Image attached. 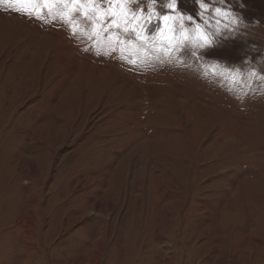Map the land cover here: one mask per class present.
I'll list each match as a JSON object with an SVG mask.
<instances>
[{
  "label": "rangeland",
  "instance_id": "obj_1",
  "mask_svg": "<svg viewBox=\"0 0 264 264\" xmlns=\"http://www.w3.org/2000/svg\"><path fill=\"white\" fill-rule=\"evenodd\" d=\"M166 3L0 5V264H264V0Z\"/></svg>",
  "mask_w": 264,
  "mask_h": 264
},
{
  "label": "snow or ice",
  "instance_id": "obj_2",
  "mask_svg": "<svg viewBox=\"0 0 264 264\" xmlns=\"http://www.w3.org/2000/svg\"><path fill=\"white\" fill-rule=\"evenodd\" d=\"M42 2L46 7H49V9L51 10L52 6L54 4H63L65 7H71L72 10H80L79 8H77L78 5H81V0H0V5L4 4V3H9V4H19L22 8H30L33 7L35 5H37L38 3ZM127 2V0H108V3L111 5L112 3H119V4H123ZM157 2V0H151V4H155ZM95 3L96 0H88V4L87 5H83L82 7L85 9V18L86 19H94V16H89L88 15V5H92V11L93 13H97L100 10L95 8ZM176 4H177V0H167V3L165 5V7H167L169 10H171L172 12H174L176 10ZM218 13L220 12V9L216 10ZM60 15H65V13L61 12ZM152 15H156L155 10L151 8V6H149V19H151ZM183 19L182 17H173L171 15L165 14L160 16V19L164 22L165 24V28L168 29L169 32H171V29L168 27L169 21L173 20V19ZM189 20H191V17L188 18ZM112 24H114L115 26L119 27V23H117V21L113 20ZM112 25H109V27H111ZM197 29H199V26L197 25ZM74 31H75V27H74ZM125 31H127V28H125ZM163 29L161 30V32L163 33ZM139 35V34H138ZM170 38V37H168Z\"/></svg>",
  "mask_w": 264,
  "mask_h": 264
},
{
  "label": "clouds",
  "instance_id": "obj_3",
  "mask_svg": "<svg viewBox=\"0 0 264 264\" xmlns=\"http://www.w3.org/2000/svg\"><path fill=\"white\" fill-rule=\"evenodd\" d=\"M238 2H241V0H238ZM259 20L257 19V20H254V24L256 25V26H259ZM247 25H245V27H246Z\"/></svg>",
  "mask_w": 264,
  "mask_h": 264
},
{
  "label": "crops",
  "instance_id": "obj_4",
  "mask_svg": "<svg viewBox=\"0 0 264 264\" xmlns=\"http://www.w3.org/2000/svg\"><path fill=\"white\" fill-rule=\"evenodd\" d=\"M190 261H194V259L190 260ZM240 264H243L242 262L244 261V258H242V260H239ZM255 264H260L259 262H256Z\"/></svg>",
  "mask_w": 264,
  "mask_h": 264
}]
</instances>
